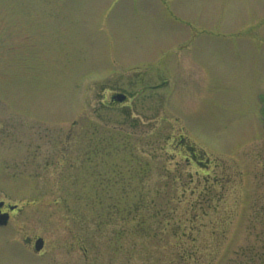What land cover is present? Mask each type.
I'll return each mask as SVG.
<instances>
[{"label":"rangeland","instance_id":"374dc122","mask_svg":"<svg viewBox=\"0 0 264 264\" xmlns=\"http://www.w3.org/2000/svg\"><path fill=\"white\" fill-rule=\"evenodd\" d=\"M263 104L264 0H0V264H264Z\"/></svg>","mask_w":264,"mask_h":264},{"label":"flooded vegetation","instance_id":"af4514ba","mask_svg":"<svg viewBox=\"0 0 264 264\" xmlns=\"http://www.w3.org/2000/svg\"><path fill=\"white\" fill-rule=\"evenodd\" d=\"M110 101L112 103H116V105H117V104L124 103L126 101V99L120 103L116 102L115 100H113L111 98H110ZM263 107H264V104H263ZM263 117L261 116V118H263ZM182 127H183V125H182ZM182 127H181V129H182ZM178 135L179 136H178V140H177V147L182 154V157L184 159L186 166L196 167L197 168L195 170L196 176L199 174L201 169H205V168L208 169L211 166V161L213 159L211 157V155H212V153L214 154V152H212L211 150L205 149V147H203L201 144H198L195 141V139L190 137L185 131H183V133H179ZM213 163H215V161ZM8 206H9V203L4 201L3 205L0 207V212L1 213L7 212L8 213V221H9L11 218L12 212L17 209V206L14 209H9ZM261 235H264V229H263V233H261Z\"/></svg>","mask_w":264,"mask_h":264},{"label":"water","instance_id":"95a60500","mask_svg":"<svg viewBox=\"0 0 264 264\" xmlns=\"http://www.w3.org/2000/svg\"><path fill=\"white\" fill-rule=\"evenodd\" d=\"M114 99L121 101L124 99V95L123 94H115L114 95ZM2 204V202H0V205ZM12 208V207H10ZM7 221V214L6 213H2L0 214V225L5 224ZM43 245V240L41 238L36 239L35 243H34V249L37 251L39 250Z\"/></svg>","mask_w":264,"mask_h":264}]
</instances>
